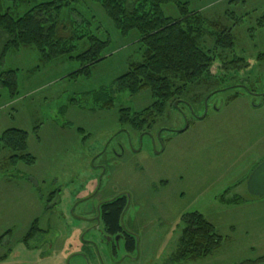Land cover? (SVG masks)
Returning a JSON list of instances; mask_svg holds the SVG:
<instances>
[{"label": "rangeland", "instance_id": "rangeland-1", "mask_svg": "<svg viewBox=\"0 0 264 264\" xmlns=\"http://www.w3.org/2000/svg\"><path fill=\"white\" fill-rule=\"evenodd\" d=\"M185 1L232 28L234 48L219 51L210 35L206 48L224 59L243 56L251 66L218 70L215 77L190 85L182 97L204 116L190 114V125L181 133L158 130L185 126L175 101L163 115H149L145 109L154 103L149 88L136 95L103 93L116 90V79L142 58V46L137 34L123 36L92 0L80 10L96 16L94 33L111 37L112 44L90 75H73L81 65L68 56L43 63L35 47L8 51L0 77L18 70L19 94L11 98L0 84V135L10 128L27 131L28 152L36 163H12L13 152L0 148V264H259L264 196L251 194L248 181L264 162V0ZM164 9L170 16L180 14L175 5ZM5 42L0 30V55ZM219 61L214 68L222 66ZM217 89L222 91L204 112L197 102ZM139 114L152 125L144 127L152 134L142 133L140 140L141 129L132 126L142 119ZM119 195L128 197L122 225L137 247L129 250L117 236L113 255L102 242L103 224L94 228L91 219L101 203ZM195 211L215 225L223 243L206 258L175 262L182 218ZM36 220L41 231L26 242Z\"/></svg>", "mask_w": 264, "mask_h": 264}, {"label": "trees", "instance_id": "trees-1", "mask_svg": "<svg viewBox=\"0 0 264 264\" xmlns=\"http://www.w3.org/2000/svg\"><path fill=\"white\" fill-rule=\"evenodd\" d=\"M10 1L12 5L7 4ZM84 1L0 0V30L6 37L0 64L9 50L35 47L43 63L68 56L76 59L81 65L73 75H90L91 67L107 57L106 51L111 46L112 39H103L94 33L96 16L87 17V14L80 10V4ZM92 1L103 7L114 27L123 36L137 34L142 46V58L132 62L128 70L116 79V90L111 87L103 93L117 91L136 95L149 88L154 98L153 105L145 109L149 115H163L168 103L177 95L186 93L190 85L199 84L206 77H215L218 70L231 72L251 66L243 56L224 59L223 54L216 52V49L225 51L235 47L232 28L223 27L219 21L210 20L199 10L192 9L189 1ZM166 5H175L180 14L167 15L164 9ZM211 27L215 28V31ZM207 35L215 38V50L204 46ZM217 61L222 66L214 68ZM17 72L16 69L9 70L5 77H0V84L9 89L11 98H16L19 94ZM110 102L113 103L112 99ZM106 105L109 107L111 104ZM125 111L128 112L123 114L128 115L129 110ZM139 116L142 118L143 114ZM121 118L122 121L129 122L127 116L122 115ZM136 118L138 122V117ZM139 120V124L132 125L134 128L143 131L146 130L145 126H152L148 124V116ZM28 140L27 131L10 128L0 135V148L13 152L10 157L12 163L22 161L33 165L36 163V157L28 152ZM127 205L126 196L123 195L101 204L109 233L117 234L122 230L121 222ZM182 220L184 227L174 254L175 262L206 258L221 247L223 237L202 213H187ZM40 231L36 220L25 241L34 239ZM127 247L129 250H135L137 247V240L131 234L128 235ZM258 262L263 264L264 256Z\"/></svg>", "mask_w": 264, "mask_h": 264}, {"label": "flooded vegetation", "instance_id": "flooded-vegetation-1", "mask_svg": "<svg viewBox=\"0 0 264 264\" xmlns=\"http://www.w3.org/2000/svg\"><path fill=\"white\" fill-rule=\"evenodd\" d=\"M243 87H245V89L250 92L252 95H257L259 92H254V91H251L250 89H248L244 84H239ZM218 91H222V89H217V90H214L213 92H211L207 97H205V99L203 100H199V102H197V106L199 107H204V112H205V109L206 108H210V101H211V98L214 94L216 93H219ZM263 94V93H261ZM183 95H186V93L184 94H181V95H177L173 101L174 102V107L177 106L176 110H179L180 113H181V116L183 117L184 121H185V126L184 127H179V128H167L165 126H161L158 130H161L162 132L163 131H170V132H184L188 126L190 125V121H189V116L190 114L195 117V118H200V117H203L204 114H198L196 112V109H195V103H193L192 101H189V99L187 97H182ZM259 95V94H258ZM181 104V105H180ZM200 109V108H199ZM131 131L128 130L126 131V143L128 144H131V139H132V135L130 134ZM144 133V134H148V135H151V131L150 130H143V131H140L139 132V140L140 138L142 139L141 137V134ZM154 141H156V137L154 136ZM121 147L124 148V143L122 144V142L120 143ZM126 201L128 202V197L126 196ZM102 204V203H101ZM101 204L99 206V210H98V213L91 219V224L96 226L94 228H98V227H101V225L103 224V227H104V231H102V242H104L106 245L110 246V251L112 252L113 255L117 254V248H116V245H117V240H118V237L117 236H121V238H123L125 240V242L127 243L128 242V235L130 234V232L126 231L122 225V230L120 232H118L117 234H111L107 231V228H106V224H105V221H104V218H103V211L101 209ZM128 207V206H127ZM122 223V222H121ZM117 237V238H116ZM108 238H110V240H108ZM127 245V244H126Z\"/></svg>", "mask_w": 264, "mask_h": 264}, {"label": "water", "instance_id": "water-1", "mask_svg": "<svg viewBox=\"0 0 264 264\" xmlns=\"http://www.w3.org/2000/svg\"><path fill=\"white\" fill-rule=\"evenodd\" d=\"M248 190L255 196H264V162L252 172L248 181Z\"/></svg>", "mask_w": 264, "mask_h": 264}]
</instances>
